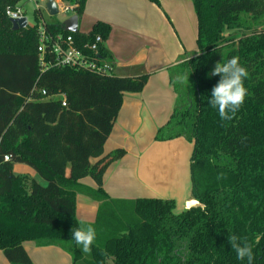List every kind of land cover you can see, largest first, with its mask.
<instances>
[{
    "label": "trees",
    "instance_id": "16d2710c",
    "mask_svg": "<svg viewBox=\"0 0 264 264\" xmlns=\"http://www.w3.org/2000/svg\"><path fill=\"white\" fill-rule=\"evenodd\" d=\"M21 1L0 0V250L10 263L34 264L24 243L36 241L61 246L83 264H247L237 259L228 236H246L252 243L260 233L253 264H264V0H192L199 55L173 69L177 104L156 135L158 141L184 137L193 143L197 204L180 213L173 199H117L103 188L107 168L126 154L123 148L104 152L123 95L142 91L149 75L43 70L39 16L34 26L14 30L5 13ZM64 1L82 17L87 0ZM62 23L47 24L53 32L71 33ZM110 32V25L98 22L88 33L72 34L86 42L97 35L105 40ZM100 53L110 59L104 45ZM233 56L249 73L248 95L232 120L221 121L209 104L220 76L208 73ZM183 75L188 81L178 82ZM60 93L66 94V106L52 98ZM15 163L32 166L47 184L16 174ZM88 176L96 188L81 183ZM80 192L99 202L95 221L87 222L96 230L90 254L72 239L81 221Z\"/></svg>",
    "mask_w": 264,
    "mask_h": 264
},
{
    "label": "crops",
    "instance_id": "0c3cea01",
    "mask_svg": "<svg viewBox=\"0 0 264 264\" xmlns=\"http://www.w3.org/2000/svg\"><path fill=\"white\" fill-rule=\"evenodd\" d=\"M98 22L111 26L104 47L110 56L108 61L114 65L113 74L149 75L142 91L123 95L104 152L123 148L126 154L107 168L103 188L117 199H173L175 211L180 213L197 204L191 180L193 143L184 137L158 141L156 135L169 121L177 104L178 95L171 82L173 69L199 55L194 3L192 0H160L159 4L150 0H87L79 18V31L88 33ZM81 183L97 187L89 176L81 179ZM76 200L77 217L94 222L99 202L82 192ZM24 245L34 264H71V254L61 246H41L36 241H26ZM0 264H11L2 250Z\"/></svg>",
    "mask_w": 264,
    "mask_h": 264
},
{
    "label": "built area",
    "instance_id": "2783aa9c",
    "mask_svg": "<svg viewBox=\"0 0 264 264\" xmlns=\"http://www.w3.org/2000/svg\"><path fill=\"white\" fill-rule=\"evenodd\" d=\"M33 1L35 2V15L39 16V22L37 24L39 37L38 52L39 61L43 70L52 67H71L97 75H111L114 73L113 63L101 56V47L105 44V40L101 35H97L90 41L81 42L75 40L72 33L64 34L63 32H53L49 29L48 22L44 20L42 15L43 4L38 0ZM56 2L59 13H73L74 5L64 0H56ZM44 6L46 8V3ZM5 13L9 19H18L26 16L25 10L20 3L13 6L8 5ZM37 89L38 87L35 85L33 90ZM43 94H46L45 90ZM52 98H61L62 104L64 106L67 105L65 93L52 95ZM4 159L8 160L9 157L5 156Z\"/></svg>",
    "mask_w": 264,
    "mask_h": 264
},
{
    "label": "clouds",
    "instance_id": "9594fccd",
    "mask_svg": "<svg viewBox=\"0 0 264 264\" xmlns=\"http://www.w3.org/2000/svg\"><path fill=\"white\" fill-rule=\"evenodd\" d=\"M248 75L247 69L240 64L238 56H233L227 61L217 62L213 70L208 73L209 77L220 76L219 81L211 90L209 104L218 110L221 121L232 120L243 105L248 95L244 84ZM176 79L178 82L184 83L188 81L189 77L183 75L177 76ZM261 238L262 234L257 233L252 243H249L246 236L230 234L228 242L235 251L238 260H246L247 264H253L255 260L253 246L258 244ZM72 239L80 246L83 253L90 254L96 239V230L90 223L81 220L80 226L72 229Z\"/></svg>",
    "mask_w": 264,
    "mask_h": 264
},
{
    "label": "rangeland",
    "instance_id": "374dc122",
    "mask_svg": "<svg viewBox=\"0 0 264 264\" xmlns=\"http://www.w3.org/2000/svg\"><path fill=\"white\" fill-rule=\"evenodd\" d=\"M40 3L43 4V7H42V15L44 17V20L46 22H54V21H64L66 18H68L69 16L72 15V13H69V14H62V13H59L57 15H54V16H50L48 11L46 10L45 8V0H38ZM20 5L23 7V9L25 10V15L27 17V20H28V24L30 26H33L36 24V20H35V12H34V8H35V2L33 0H22ZM250 20V18H249ZM251 21V20H250ZM262 27V26H261ZM232 33L234 34H238L240 35V32H237V31H233ZM18 167H23V168H18ZM29 169V171H26L24 169ZM14 172L16 174H28L27 172H30V175L31 177H34L36 178V180L43 184V185H46L47 182L45 179H43L39 173L30 165L28 164H25V163H15V166H14ZM80 220H81V217H78ZM72 257V256H71ZM71 264H83V261L81 260L80 262H77V263H74L73 262V259H71Z\"/></svg>",
    "mask_w": 264,
    "mask_h": 264
},
{
    "label": "water",
    "instance_id": "95a60500",
    "mask_svg": "<svg viewBox=\"0 0 264 264\" xmlns=\"http://www.w3.org/2000/svg\"><path fill=\"white\" fill-rule=\"evenodd\" d=\"M46 9L50 16H54L59 13L56 0H46ZM10 22L12 23V27L14 30L23 29L28 26V20L26 16L18 18V19L11 18ZM62 27L65 31H68L71 33L78 32L79 31V16L76 14H73L68 19L63 21Z\"/></svg>",
    "mask_w": 264,
    "mask_h": 264
}]
</instances>
